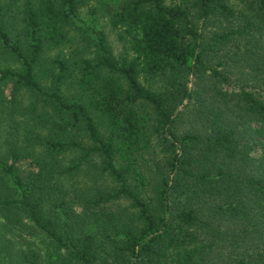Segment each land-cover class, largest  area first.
I'll use <instances>...</instances> for the list:
<instances>
[{
    "label": "trees",
    "instance_id": "1",
    "mask_svg": "<svg viewBox=\"0 0 264 264\" xmlns=\"http://www.w3.org/2000/svg\"><path fill=\"white\" fill-rule=\"evenodd\" d=\"M0 55V264H264V0H0Z\"/></svg>",
    "mask_w": 264,
    "mask_h": 264
},
{
    "label": "rangeland",
    "instance_id": "2",
    "mask_svg": "<svg viewBox=\"0 0 264 264\" xmlns=\"http://www.w3.org/2000/svg\"><path fill=\"white\" fill-rule=\"evenodd\" d=\"M106 29L108 30V27ZM109 34H110V45H111V47H112V49L114 51V54L115 55H118L121 52V50H122V42H121V40L118 38V36L113 31L112 32H109ZM89 48H90V46H89ZM0 63L2 65H4V66H9V67H12V68L18 67V63L16 61H14L8 55H0ZM258 152H260L259 149H258ZM151 161L148 162V163L151 164ZM146 175H147L146 181L148 182V186H147L148 188L146 187L147 190L145 189L142 192V194H143L144 197L151 196L152 195V190L150 189L149 183H151L153 179H151V176H150V173L149 172H146ZM153 183H154V181L152 182V184ZM1 259L2 258L0 256V262H2Z\"/></svg>",
    "mask_w": 264,
    "mask_h": 264
}]
</instances>
